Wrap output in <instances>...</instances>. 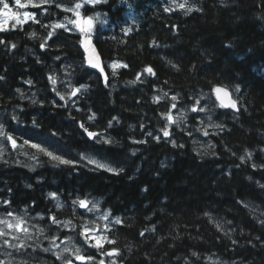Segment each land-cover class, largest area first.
Here are the masks:
<instances>
[{
    "label": "trees",
    "instance_id": "1",
    "mask_svg": "<svg viewBox=\"0 0 264 264\" xmlns=\"http://www.w3.org/2000/svg\"><path fill=\"white\" fill-rule=\"evenodd\" d=\"M57 2L70 7L74 0ZM180 3L185 0H106L82 9L105 19L93 43L107 82L84 67L78 36L56 29L48 38L51 24L68 15L55 4L36 11L39 23L0 32L5 124L23 145L42 142L70 161L38 151L42 169L35 173L0 162L1 208L43 212L51 206L47 191L99 198L121 219L108 233L115 243L102 248L116 250L121 264H215L214 258L264 264V217L254 211H264V0H186L185 9ZM110 62L127 67L113 76ZM60 63L73 64L67 68L74 85L84 88L72 106L50 79ZM217 85L234 92L241 107L237 114L217 108L223 128L202 151L163 116L177 103L172 96L191 106ZM189 116L195 124V114ZM84 154L116 170L89 167ZM70 214L67 208L57 217ZM42 222L51 228L50 219ZM44 255L33 252L41 258L27 264H58Z\"/></svg>",
    "mask_w": 264,
    "mask_h": 264
},
{
    "label": "rangeland",
    "instance_id": "2",
    "mask_svg": "<svg viewBox=\"0 0 264 264\" xmlns=\"http://www.w3.org/2000/svg\"><path fill=\"white\" fill-rule=\"evenodd\" d=\"M9 2L12 10L14 12L20 13L21 19L23 18L24 12L32 13L30 8L33 7L31 6L24 9H17L15 7V0H9ZM22 2H27V0H22ZM97 17L98 20L94 22V27L90 37H92V34L94 33V30L98 23L102 25L105 24V19L102 16L99 15ZM68 18L75 19L74 16L73 18H71V16H68ZM55 23H64L69 29H71L69 32L81 35V32L78 29L74 28L73 25L68 24L65 18L61 21H54L52 24ZM17 26L18 25L15 23V19H8L5 23V17L0 16V29L16 28ZM64 63H60V66L57 68L54 67L52 77L55 78L54 84L57 87L56 91L59 98L61 99V97H63V99L61 100L69 106H72L76 103V98L79 94L82 93L83 88L74 85L72 74L67 68L69 67V65L70 67L73 66V64L70 63L69 65H67ZM113 64L121 65L120 63L110 62V65ZM77 89H79V91H76ZM73 92H76V94L72 95ZM212 100L213 98L210 92H206L202 94L201 97L196 98V101L191 106L186 103H182L179 99H177V103L174 102L176 104L175 108H172L173 104L170 103L171 106L169 104L171 110L168 114H171V116L173 117V122L169 123L166 118L168 114H165L163 116L165 125H167V127H174L179 133H185L189 137L192 136V144L195 149L199 148V150L202 151L206 150L209 146H211V142H209V136H216V134L220 133L221 128H223L222 123L219 121L221 115H219L220 113L217 110V106L215 107L212 104ZM197 101L199 103H197ZM194 107L197 109V111L195 112L192 111ZM201 108H203L204 110L200 111ZM191 112L195 114L193 118L195 124H193L192 119L189 116ZM11 118L14 119L15 115L12 114ZM5 123L6 122L4 116L0 114V162H3V165H1L3 168L15 166V163H18L21 164L24 169L28 170V172L35 173L36 171H39V169H42V163L37 160V154L38 151H40L39 149H44L46 153L50 152L52 153V155L56 156V152L53 150H49L48 146L42 142H40L39 144H35L38 145L39 148L32 147V143H30L29 145H23V143H20L15 137H13L14 133ZM205 131L207 132V135H205ZM8 137H11L12 140H15V146H13L12 140H9ZM154 137L156 136H153V138ZM12 151L14 152V158L11 156ZM17 156L18 158L16 159ZM47 156L48 158L52 159L49 155ZM82 156H84L83 160L86 161V165L92 166L96 169H104L110 172L116 170L110 162L97 156L91 154H84ZM61 159L65 160L64 158ZM90 160L98 161L99 163L104 164L105 167H96L95 164L89 162ZM50 194L52 193L49 191L45 192L44 199L45 202L51 204V206L40 213L24 206L18 209H13L12 211H10L9 209V211L3 212L1 208L2 206L0 205V220H7L8 222L15 224L16 219H22L23 227H26L28 229L27 234H25L22 231L8 229L6 225L0 224V229H3L6 233L5 236L0 237V254L2 255V258H4V261H16V263L23 262L24 264H27V262L34 261L36 259V257L31 256V254L38 251L39 254L53 256L57 262H60V264H62V260L57 259L55 253H61L62 250L67 246L70 249V252L63 253V257L65 259H75L74 253L71 251L73 245L80 248L81 254L85 256V251H90L91 248H97V246H95L96 240L94 238L90 240L85 239V234H83L85 226H87V228L89 229L86 235L90 237H100L101 243L104 244L105 240H103L102 238L106 236L105 231H108L110 227H112L114 224H117L115 223L117 219L120 220L119 218L112 216L109 211L102 208V200L99 198L87 197L85 199H81V197H79L80 195H67L63 197L60 194H57L55 198H52ZM48 200L52 203H50ZM80 200L86 201L87 207H81L79 204ZM67 208L71 212L70 216H68L69 218L65 220L58 219V213L64 211ZM48 211L51 212H49L48 214L44 213ZM254 211L257 215L264 217V211L262 207L255 208ZM9 213H11V215H9ZM53 216H55L56 220L60 222L59 227L56 223L52 222L51 217ZM46 219H50V225L52 227L49 229L45 228L42 222ZM68 221H71V223L68 225V227H64V222ZM40 229H43V233L39 231ZM80 236H82V245H80L78 241ZM13 237H18V239H14ZM55 237H58V239L55 240V243L59 245V247H55L51 243L52 239ZM5 240L8 241L7 245L5 244ZM20 244H23V247H19L18 245ZM44 249L50 250L44 251ZM102 256L105 262L106 258L108 259V255L103 254ZM91 257H93V259L85 262L79 260L77 261L82 264H92V262L96 260V258L94 256ZM40 258L41 257H39L38 259ZM41 261H43V259ZM44 261H47L46 258H44ZM113 261H115L116 264L117 258L110 259L109 263L107 264H112ZM214 263L230 264L228 262H223L222 260L217 258H214ZM104 264H106V262Z\"/></svg>",
    "mask_w": 264,
    "mask_h": 264
},
{
    "label": "snow or ice",
    "instance_id": "3",
    "mask_svg": "<svg viewBox=\"0 0 264 264\" xmlns=\"http://www.w3.org/2000/svg\"><path fill=\"white\" fill-rule=\"evenodd\" d=\"M101 2H106V0H74L72 6L68 7V6H64L61 3L57 2V0H27V2H22V0H15V7L17 9H24V8H28L29 6L33 7V8H44L45 11H47V9L45 8V6L51 7L53 4H55V6L57 8H60L62 11H64L65 13L70 12L72 14V16L75 17V19H69L67 16L65 17V20L67 21L68 24L73 25L74 28L78 29L84 36H85V49L88 50L89 46H90V36L94 27V22L98 20L97 16H84L81 12V9L84 8L86 5H89L91 7H95L98 3ZM178 8L180 9H185L186 7V0L185 3H180L177 5ZM167 11V9H166ZM187 11L190 12L192 11L191 8H187ZM0 16L5 17V23L7 22L8 19H15V23L17 25H21L25 22H27L28 20H32V22L34 23H39V21L36 19L35 14L29 13V12H24L23 13V18L21 19L20 13L19 12H14L12 10V8L10 7V2L9 0H0ZM44 27H49L48 25H44ZM51 28L53 31L48 33V38L51 39V37L53 36V33L55 32L56 29H61L63 28L65 31H70L71 29H69L66 24L64 23H55L51 25ZM33 36H35V32L32 33ZM0 43H3V41H0ZM12 48H15V44L11 45ZM43 47V45H42ZM94 51V49H93ZM95 61V62H94ZM99 58L98 57H94V58H90L89 59V64L93 67V68H100L99 65ZM111 67L113 68V76L116 75L115 69L117 67H127V65H119V64H113L111 65ZM173 67H175V65H173ZM101 72L103 71L102 68H100ZM145 71L149 74L155 75V73L153 72L151 67H147L145 69ZM0 79H2V77H0ZM50 79L53 81V83H55V78L54 77H50ZM137 80L140 79V76L138 75ZM105 80H107V77H105ZM130 82V83H134ZM29 83H31V81H29ZM76 91H79V89H77ZM216 93L219 94L220 92H222L223 90L220 88L215 89ZM76 92H73L72 95H75ZM165 95H167V93H165ZM224 96L227 97L228 93L226 91H224ZM218 99H220V96H217ZM61 99H63V97H61ZM171 99L173 101L177 100L176 96H172ZM197 103H199L197 101ZM221 104L222 106L228 107L231 106L232 108L236 107L235 102H232L231 100H229L227 103H225L223 100H221ZM176 105L173 104L172 108H175ZM204 109L201 108L200 111H203ZM193 112L197 111V109L194 107L192 109ZM167 120L169 123L173 122V117L171 116V114L167 115ZM83 127V125H81ZM219 127V126H217ZM85 131H87V129H85ZM89 137H93L94 135H96L95 133L92 132H88ZM164 137H168L169 136V132L167 130H164L163 132ZM205 135H207V132L205 131ZM9 140H12L11 137H8ZM159 139V138H157ZM106 143L108 141H105ZM13 146H15V140H12ZM25 143L27 144L28 141H25ZM173 147L176 146L175 142L172 141ZM32 147L34 148H39L38 145L33 144ZM182 147V145H181ZM40 151H44V149H39ZM46 155H49L53 160H57L62 164H67L70 163V161L67 160H63L61 159L59 156H54L52 155V153L48 152L46 153ZM83 158V157H82ZM90 163H93L96 165V167H100V168H104L105 165L99 163L98 161H94V160H90ZM50 196H52V198H55V194L52 193L50 194ZM79 204L81 207H87V203L84 200H80ZM9 215H11V213H9ZM106 218V217H105ZM52 222L56 223L57 226L59 227V223L56 220V217L53 216L51 217ZM71 223V221L68 222H64V227H68V225ZM115 223L119 224L121 223L120 220H116ZM0 224L6 225V227L8 229H15L16 231H22L25 234H27L28 229L26 227H23V221L22 219H16L15 224L8 222L7 220H0ZM41 233H43V229L39 230ZM89 229L87 228V226H85L84 228V233L85 234V239L86 240H90V239H95L96 240V245L98 248H102L103 244L101 243V238L100 237H90L88 235H86L88 233ZM6 233L3 229H0V237L5 236ZM141 235H143V233H141ZM14 239H18V237H13ZM58 239V237H55L52 239L51 243L55 246V247H59V245H57L55 243V240ZM103 240L107 241V243L112 244L115 243V241L108 239L106 236L102 238ZM5 244H8V241L5 240ZM19 247H23V244L18 245ZM50 249H44V251H49ZM71 251L74 253V258L76 260L85 262L88 260L93 259V257L89 256V257H85L81 254V249L78 247H75L73 245ZM70 249L66 246L61 253H55V255L57 256V259H61L62 260V264H73L71 259H65L63 257V253H69ZM107 255H118V252H116V250H112L111 252H107ZM0 264H2V262H0ZM100 264H104L103 261H100ZM112 264H115V261L112 262Z\"/></svg>",
    "mask_w": 264,
    "mask_h": 264
},
{
    "label": "water",
    "instance_id": "4",
    "mask_svg": "<svg viewBox=\"0 0 264 264\" xmlns=\"http://www.w3.org/2000/svg\"><path fill=\"white\" fill-rule=\"evenodd\" d=\"M85 36L81 39V45H80V48L84 54V59H85V64H86V67L91 70V71H94L96 72L102 79H105V77H107V74H106V71L103 67V63H102V58L100 56V54L98 53L97 49L95 48L94 44L90 41V46L88 48V50L85 49ZM94 49V51H93ZM94 57H98L99 58V65H100V68L103 69V71L101 72L100 68H93L90 64H89V59L90 58H94ZM95 62V61H94ZM217 88H220L222 89L223 91L220 92L219 94L216 93L215 89ZM224 91H226L228 93V96L225 97L224 96ZM214 95L217 99V101L219 102V104L222 106L221 104V100H223L225 103H227L229 100H231L232 102H235L233 99H232V96H231V93L230 91L225 88V87H222V86H217L214 88ZM220 96V99L217 98V96ZM236 104V102H235ZM226 110H231L233 112H237L238 111V108H237V104H236V107L235 108H232L231 106H228V107H225L223 106ZM74 264V263H73Z\"/></svg>",
    "mask_w": 264,
    "mask_h": 264
},
{
    "label": "bare ground",
    "instance_id": "5",
    "mask_svg": "<svg viewBox=\"0 0 264 264\" xmlns=\"http://www.w3.org/2000/svg\"><path fill=\"white\" fill-rule=\"evenodd\" d=\"M21 121V120H20Z\"/></svg>",
    "mask_w": 264,
    "mask_h": 264
}]
</instances>
